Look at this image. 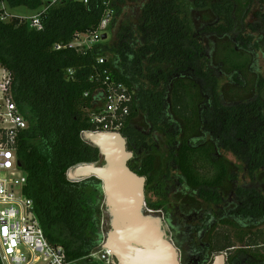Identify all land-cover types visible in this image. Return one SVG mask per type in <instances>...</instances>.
I'll use <instances>...</instances> for the list:
<instances>
[{"label":"trees","instance_id":"16d2710c","mask_svg":"<svg viewBox=\"0 0 264 264\" xmlns=\"http://www.w3.org/2000/svg\"><path fill=\"white\" fill-rule=\"evenodd\" d=\"M4 1L41 16V31L27 20H0V66L11 72L13 98L28 122L17 147L25 196L69 264H99L92 254L104 240L101 181L67 178L76 165L101 160L82 134L95 130L89 115L100 107L104 70L132 94L121 133L134 141L142 126L165 134L175 150L132 170L151 187H187L189 194L178 187L175 196L181 210L206 214L203 203L218 204L222 190L221 219L194 222L207 237L192 248L190 264H210L218 254L227 264H264V0ZM106 9L114 13L110 39L84 52L69 48L98 31ZM204 136L201 144L186 141ZM171 163L174 180L165 171Z\"/></svg>","mask_w":264,"mask_h":264},{"label":"built area","instance_id":"2783aa9c","mask_svg":"<svg viewBox=\"0 0 264 264\" xmlns=\"http://www.w3.org/2000/svg\"><path fill=\"white\" fill-rule=\"evenodd\" d=\"M58 0H55V3ZM88 4L90 0H78ZM4 11V10H2ZM113 11L106 9L98 31L79 37L68 45L78 52L91 49L102 42L113 18ZM5 12L1 21H8ZM30 25L41 31L43 25L38 14ZM62 47L56 46V50ZM99 64H104L100 59ZM72 73L71 71H69ZM102 100L97 112H90L93 133L120 132L130 115L132 94L128 88L113 80L104 70ZM12 74L0 66V260L2 264H69L66 251L60 246L51 245L35 212L34 202L25 196L27 175L19 166L17 147L20 134L28 129V122L20 113L12 95ZM103 254L102 257L99 255ZM96 263H112L111 254L102 250L92 254Z\"/></svg>","mask_w":264,"mask_h":264},{"label":"water","instance_id":"95a60500","mask_svg":"<svg viewBox=\"0 0 264 264\" xmlns=\"http://www.w3.org/2000/svg\"><path fill=\"white\" fill-rule=\"evenodd\" d=\"M107 39L104 34L102 40ZM82 139L99 150L101 160L76 165L67 178L72 183L90 178L101 181L107 226L102 250L111 254V264H185L164 218L147 207V179L130 168L133 153L124 134L84 132ZM210 264H227V255L214 257Z\"/></svg>","mask_w":264,"mask_h":264},{"label":"flooded vegetation","instance_id":"af4514ba","mask_svg":"<svg viewBox=\"0 0 264 264\" xmlns=\"http://www.w3.org/2000/svg\"><path fill=\"white\" fill-rule=\"evenodd\" d=\"M137 131L138 135L135 136L134 141L132 136L128 135L126 132L123 133L127 141L128 150L131 148V152L133 153V158L129 163L131 169L134 170V168H137L138 166L141 168V165L146 158L155 156L157 153H165L166 157H169L170 154L174 153L175 150L173 147L169 149L171 142L168 141V138L165 134L163 135L160 133L158 134L152 133L151 131H145L144 127L142 126L137 127ZM206 137L207 136L201 137L199 140H195L194 138H192L194 140H191L188 138L186 141L188 144H190L192 141H194L192 144H201V142H203ZM179 138L181 141L184 140L183 136ZM165 171L170 174V178L173 180L178 173L176 170H174L173 163H171L170 167H166ZM146 179L148 178L146 177ZM164 186L165 188L162 190L158 186H149L147 182L145 189L146 204L149 209V205L151 204L166 202L165 204H162V206L150 210L162 215L166 225L169 228V232L173 241L183 253L186 264H190V252L192 251V248L195 247L197 242L202 244L203 239L207 237L206 231L204 230L201 233L196 232L194 222L202 219H208L209 221L216 222L221 219V212L219 211L222 209L220 205L222 190L221 188H218L217 190L218 199L216 201L219 203H216L213 207L203 203L205 210H208V212L206 214H200L199 212L192 211L193 208H191L189 205H185L183 210L180 209V204L177 202L175 197L178 194V187L182 190L180 184L177 183V188H172L174 187L173 183L165 181ZM184 186H186V184ZM182 191L186 194L190 193V190H188L187 187H183ZM164 195H166V198H164Z\"/></svg>","mask_w":264,"mask_h":264},{"label":"rangeland","instance_id":"374dc122","mask_svg":"<svg viewBox=\"0 0 264 264\" xmlns=\"http://www.w3.org/2000/svg\"><path fill=\"white\" fill-rule=\"evenodd\" d=\"M45 3H49V2H54L55 0H43ZM4 10L5 14L10 16L11 18H19L22 20H27L30 21L32 18L36 17L38 15L37 11H32L29 10L28 8L25 7H18V8H11L8 6V4L4 1V0H0V11ZM110 34H108V39H110ZM258 64L261 68V72L264 74V59L262 58V56L260 55L258 58ZM227 159L233 161L236 163V159L230 155V154H226ZM106 222L104 220V225H103V230L106 229ZM219 230V229H218ZM262 230H264V227L262 228ZM220 231V230H219ZM229 231H231L230 229H225L223 230V234L224 233H228ZM206 242V240H204ZM100 251V250H99ZM98 251V252H99ZM103 254H100L99 256L102 257ZM220 256L219 254L216 255L215 257ZM108 259V258H106ZM103 260V263L107 264V260Z\"/></svg>","mask_w":264,"mask_h":264}]
</instances>
